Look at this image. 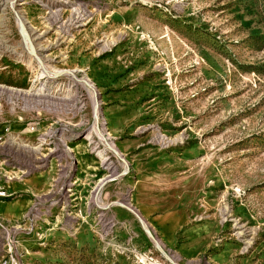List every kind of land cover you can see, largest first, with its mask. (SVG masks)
Listing matches in <instances>:
<instances>
[{
    "label": "rangeland",
    "instance_id": "rangeland-1",
    "mask_svg": "<svg viewBox=\"0 0 264 264\" xmlns=\"http://www.w3.org/2000/svg\"><path fill=\"white\" fill-rule=\"evenodd\" d=\"M0 134V264H264V0H0Z\"/></svg>",
    "mask_w": 264,
    "mask_h": 264
},
{
    "label": "built area",
    "instance_id": "built-area-1",
    "mask_svg": "<svg viewBox=\"0 0 264 264\" xmlns=\"http://www.w3.org/2000/svg\"><path fill=\"white\" fill-rule=\"evenodd\" d=\"M3 142V137L2 135L0 134V148H1V144ZM1 163H2V159L0 157V166H1ZM6 188L4 187V185L1 183V177H0V197H3L6 195Z\"/></svg>",
    "mask_w": 264,
    "mask_h": 264
},
{
    "label": "crops",
    "instance_id": "crops-1",
    "mask_svg": "<svg viewBox=\"0 0 264 264\" xmlns=\"http://www.w3.org/2000/svg\"><path fill=\"white\" fill-rule=\"evenodd\" d=\"M17 199H19V198H17ZM18 201H22V200H18ZM6 202H8V201H3L2 199H0V204L6 203ZM0 209H4V206H0Z\"/></svg>",
    "mask_w": 264,
    "mask_h": 264
}]
</instances>
